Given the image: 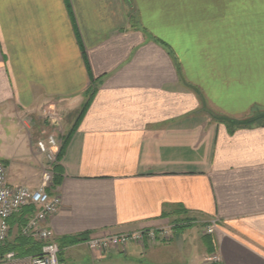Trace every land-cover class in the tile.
<instances>
[{
  "label": "crops",
  "instance_id": "1",
  "mask_svg": "<svg viewBox=\"0 0 264 264\" xmlns=\"http://www.w3.org/2000/svg\"><path fill=\"white\" fill-rule=\"evenodd\" d=\"M49 109L64 127L48 222L62 264H264V120H223L264 113V0H0L13 185L40 186ZM32 212L10 219V242ZM168 226L146 246L86 244Z\"/></svg>",
  "mask_w": 264,
  "mask_h": 264
},
{
  "label": "built area",
  "instance_id": "2",
  "mask_svg": "<svg viewBox=\"0 0 264 264\" xmlns=\"http://www.w3.org/2000/svg\"><path fill=\"white\" fill-rule=\"evenodd\" d=\"M44 113L56 128L61 126L62 117L59 113V116L55 110H45ZM62 142V136L58 137L55 134H49L36 141L38 150L47 160L42 174V183L37 188L11 184L8 165L0 159V264H62L60 245L48 224L49 219L58 211L61 204L52 179L53 168L58 164ZM27 207H32L33 212L19 226L18 232L25 238L41 243V251L26 256L19 255L15 250L2 251L12 233L10 219ZM213 226H209L207 231L213 232ZM172 233V226L160 229L139 228L130 232L92 237L86 240V244L91 250L107 251L114 247H125L131 243L146 246L157 241H166L172 237ZM210 261L220 264V257L214 254L210 257Z\"/></svg>",
  "mask_w": 264,
  "mask_h": 264
},
{
  "label": "trees",
  "instance_id": "3",
  "mask_svg": "<svg viewBox=\"0 0 264 264\" xmlns=\"http://www.w3.org/2000/svg\"><path fill=\"white\" fill-rule=\"evenodd\" d=\"M223 120H228L231 123H235L234 120H231L228 117H223ZM63 150H64V147H63V149H61L60 154L58 155V159L61 158V153ZM54 168L56 170V177H55V184L54 185L57 187L61 181L62 168L60 167L59 163ZM79 240H80V238H79ZM40 249H41V247H40L38 242L33 241L31 239H28V238H25L19 234L16 236V238L13 242L9 241L2 248V251L15 250L19 255L26 256V255L32 254L36 251H39Z\"/></svg>",
  "mask_w": 264,
  "mask_h": 264
},
{
  "label": "rangeland",
  "instance_id": "4",
  "mask_svg": "<svg viewBox=\"0 0 264 264\" xmlns=\"http://www.w3.org/2000/svg\"><path fill=\"white\" fill-rule=\"evenodd\" d=\"M50 110V109H49ZM255 113L252 115V116H250V118H247V119H244V120H240V121H237L236 123H234V124H240V123H242V122H245V121H252V122H256V121H259L260 119H262V120H264V113L263 114H261L262 112L261 111H254ZM57 115H58V113H56ZM55 114V115H56ZM262 115V116H261ZM59 116V115H58ZM62 120H63V118H62ZM51 123V122H50ZM53 125V124H52ZM53 127H55V125H53ZM9 134H11V133H9ZM49 134H55L56 136H58V137H61V136H63V134H64V127H63V124L61 123V126H58V128H56V130H53V129H50L49 131H47L46 133H44V134H38V133H36V135H38V136H36V138H37V140L38 139H41V138H45L47 135H49ZM40 136H42L41 138H40ZM36 140V141H37ZM0 145H1V142H0ZM8 148L10 149V148H12V150H13V147H11L10 145L8 146ZM45 162L47 163V160H46V158H45ZM6 163V162H5ZM46 163H45V165H46ZM7 164V163H6ZM49 164H47V166H48ZM57 165V164H56ZM56 165H54V167L56 166ZM16 167H17V164L15 163V169H16ZM45 168V167H44ZM43 171H44V169H43ZM43 171H42V174H43ZM53 172H54V174H53V179H52V184H55V177H56V170H55V168H53ZM41 183H42V178H41ZM41 183H40V185H41ZM202 232L204 233L205 232V230H204V228L202 227ZM11 235H12V233H11ZM9 242V241H8ZM114 248H116V247H114ZM111 249H113V248H111ZM212 262V261H211ZM212 264H214L213 262H212Z\"/></svg>",
  "mask_w": 264,
  "mask_h": 264
}]
</instances>
